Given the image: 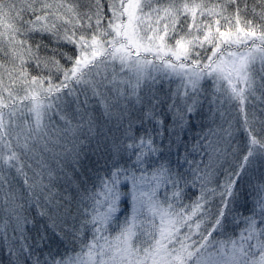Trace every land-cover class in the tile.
<instances>
[{"label":"snow or ice","instance_id":"snow-or-ice-1","mask_svg":"<svg viewBox=\"0 0 264 264\" xmlns=\"http://www.w3.org/2000/svg\"><path fill=\"white\" fill-rule=\"evenodd\" d=\"M0 264H264V0H0Z\"/></svg>","mask_w":264,"mask_h":264}]
</instances>
